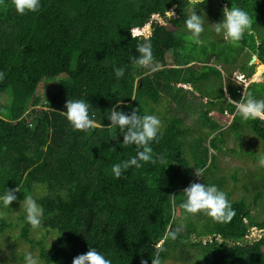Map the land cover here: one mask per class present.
<instances>
[{"label": "trees", "instance_id": "obj_1", "mask_svg": "<svg viewBox=\"0 0 264 264\" xmlns=\"http://www.w3.org/2000/svg\"><path fill=\"white\" fill-rule=\"evenodd\" d=\"M231 6L252 21L238 46L211 27L212 36L201 37L207 45L196 48L184 40L187 0H41L38 11L23 15L12 0H0V95L7 97L0 104V194L19 188L18 199L0 207V234L20 225L16 241H27L41 264H72L89 248L111 264H152L153 258L160 264H264V238L247 240L249 229L264 230V222L244 199H232L218 163L228 132L239 141L250 133L264 143V121H242L228 102L243 94L264 99V83L242 85L255 72L253 57L264 65V0H206L200 5L204 26L220 22L223 8ZM131 28L140 34L137 39ZM145 39L159 64L155 71L134 64L137 44ZM198 53L200 61L189 59ZM114 68H123L124 76L117 79ZM237 75L242 84L231 80ZM188 88L201 99L199 131L175 113L164 116L163 135L151 144L157 162L115 178L112 165L135 156L136 148L122 144L118 128L108 129L110 109L153 115L162 93L180 106ZM68 99L85 100L101 127L73 130L61 114ZM213 111L229 114L230 125L223 129L209 116ZM195 168L205 169L198 183L225 193L235 212L230 221L181 208L184 188L197 181ZM24 195L43 209L38 229L22 210L12 217ZM177 227L175 240L164 238ZM40 231L42 236H34ZM23 255L0 264H23Z\"/></svg>", "mask_w": 264, "mask_h": 264}, {"label": "clouds", "instance_id": "obj_2", "mask_svg": "<svg viewBox=\"0 0 264 264\" xmlns=\"http://www.w3.org/2000/svg\"><path fill=\"white\" fill-rule=\"evenodd\" d=\"M12 3L16 12L21 15L26 12H36L41 7V0H12ZM205 3L206 0H187V15L184 25L190 33L189 38L197 45L204 43L201 39V34L205 31L204 12L200 5ZM168 14L174 16L172 12ZM251 23L248 12L239 7L231 6V8L224 7L220 22L211 24V26L214 32L221 35L225 41L233 46H238L245 33L251 30ZM150 28L149 26L148 29ZM130 32L134 39L140 35L134 28H131ZM136 49L139 55L134 59V64L138 68L151 71L159 68V64L154 61L151 44L147 39L138 43ZM113 71L117 79L124 76L123 68H114ZM228 102L234 105V114L239 115L242 121L257 119L264 121V99H256L250 94L247 96L243 94L239 101L229 98ZM65 109L61 114L68 120L73 130L87 131L101 127L90 116L89 104L85 100L68 99L65 103ZM107 119L110 121L108 129L118 128L119 132L122 133V144L134 145L136 148L135 156L112 165L111 170L115 178H121L122 173L130 167L141 168L144 163L155 164L157 162L153 159L151 144L159 142L163 130L161 120L156 115H140L136 109H133L130 114H126L114 107L107 114ZM102 127L104 128V125ZM256 155L258 166L264 167V151L259 148ZM204 171L203 168H195L194 174L197 177L203 176ZM16 192H19L18 187L16 189L7 188L0 194V207L9 208L11 203L18 199ZM183 196L184 202L181 204V208L186 214L203 213L217 222H228L235 214L225 193L215 185L190 183L184 188ZM20 209L24 212L25 221L32 229L35 230L41 226L43 209L32 195L23 196V200L20 201ZM180 230V227H177L174 231L166 232L164 238L175 240ZM23 264H39V261L32 252L25 251ZM72 264H111V261L95 248H89L86 253L74 257ZM152 264H160L159 259L153 258Z\"/></svg>", "mask_w": 264, "mask_h": 264}, {"label": "rangeland", "instance_id": "obj_3", "mask_svg": "<svg viewBox=\"0 0 264 264\" xmlns=\"http://www.w3.org/2000/svg\"><path fill=\"white\" fill-rule=\"evenodd\" d=\"M150 24L147 25V30ZM212 26H204L205 31L201 34H205V38L208 37L209 31ZM149 30L147 31V33ZM150 34V32H149ZM212 36V35H209ZM190 33H187L185 41L188 42V47H193L195 44L190 38ZM202 45H207V43H203ZM200 45H197L196 48H199ZM200 53L196 56H189V59L193 58L200 61ZM249 65H254L255 72L251 77L250 81L245 84H242V78L237 76H230L231 80L238 82L239 84L244 85L243 89L247 86V84L251 82H262L264 83V65H261L258 61L257 57H253ZM260 75V76H258ZM63 76L58 77V80H54L53 82L48 84L49 89H53L57 83H59V79ZM232 81V82H233ZM234 83V82H233ZM201 84V83H200ZM198 85V90H203V85ZM41 95L40 92H38ZM162 99L159 104L154 105L155 111L153 115H156L162 123V126L165 124L163 117L168 116L171 114L178 115L182 117L185 121V126L195 127L198 125L196 124V119L199 117V107L197 104L200 103V97L196 93H192L191 88H188L187 93L185 96H179L182 99L180 106H175L176 104L170 99L169 94L162 93ZM7 97L5 95H0V104H6ZM212 119L216 122L223 124V129L227 128L231 122V117L227 115H220L218 112L213 111L209 115ZM163 129V128H162ZM197 131H199L196 128ZM209 129L206 128L203 131H208ZM191 138V137H190ZM264 151V143L262 141L250 134L244 133L242 137V141H239L235 138L232 132H228L227 137L225 138V143L223 144V151L221 154H218V163L220 168L222 169L221 177H226L227 185L226 189L232 191V199L233 200H240L244 199L251 205L252 214L256 216V218L262 222H264V185L260 181L264 178V167H259L257 164V155L256 152L259 150ZM234 150L235 152H229ZM251 152L254 156L248 155ZM236 176L237 181L233 179V176ZM200 181V176L197 177V181ZM236 181V182H235ZM260 188V191H258ZM259 192L263 194L262 198L258 200V205L254 203V198L259 195ZM20 207V206H19ZM17 207L16 211L13 213L12 217L16 218L18 213L21 209ZM14 209V208H13ZM177 217L181 218L182 214L177 213ZM13 220V219H12ZM20 234V225H17L14 229L6 230L4 234H0V263L2 262H9L13 263L14 258L12 256L24 254L25 251H30V244L24 240L16 241V238ZM34 236L40 237L42 236V232L35 233ZM51 238V236H50ZM264 237L259 239L257 242L261 241ZM205 239V238H204ZM208 239V238H207ZM15 246L12 247V245ZM264 250V248H263ZM194 253L196 250H192ZM34 255V251H30ZM13 253V254H12ZM11 257V259H10ZM195 259L192 258V260ZM191 260V261H192ZM18 263V262H17ZM39 264H41L39 262ZM163 264H183L177 261L168 260ZM186 264V263H185ZM190 264V263H187Z\"/></svg>", "mask_w": 264, "mask_h": 264}, {"label": "built area", "instance_id": "obj_4", "mask_svg": "<svg viewBox=\"0 0 264 264\" xmlns=\"http://www.w3.org/2000/svg\"><path fill=\"white\" fill-rule=\"evenodd\" d=\"M227 116H229V115L227 114ZM262 237H264V230L259 229L257 227H252L248 231L247 240H248V243H255L259 239H261Z\"/></svg>", "mask_w": 264, "mask_h": 264}, {"label": "crops", "instance_id": "obj_5", "mask_svg": "<svg viewBox=\"0 0 264 264\" xmlns=\"http://www.w3.org/2000/svg\"><path fill=\"white\" fill-rule=\"evenodd\" d=\"M224 115H227V113H225ZM229 115V114H228ZM229 117H231V116H229ZM231 120H232V117H231ZM231 123V122H230ZM230 125V124H229Z\"/></svg>", "mask_w": 264, "mask_h": 264}, {"label": "water", "instance_id": "obj_6", "mask_svg": "<svg viewBox=\"0 0 264 264\" xmlns=\"http://www.w3.org/2000/svg\"><path fill=\"white\" fill-rule=\"evenodd\" d=\"M175 8V7H174ZM174 8L172 9L174 11Z\"/></svg>", "mask_w": 264, "mask_h": 264}, {"label": "bare ground", "instance_id": "obj_7", "mask_svg": "<svg viewBox=\"0 0 264 264\" xmlns=\"http://www.w3.org/2000/svg\"><path fill=\"white\" fill-rule=\"evenodd\" d=\"M258 76H260V75H258Z\"/></svg>", "mask_w": 264, "mask_h": 264}]
</instances>
